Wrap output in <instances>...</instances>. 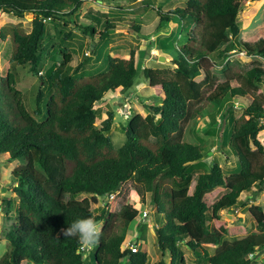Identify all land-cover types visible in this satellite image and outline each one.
I'll return each instance as SVG.
<instances>
[{
    "label": "trees",
    "instance_id": "obj_1",
    "mask_svg": "<svg viewBox=\"0 0 264 264\" xmlns=\"http://www.w3.org/2000/svg\"><path fill=\"white\" fill-rule=\"evenodd\" d=\"M255 1L187 0L182 8L158 9V31L177 22L190 28L191 35L184 45L175 43L179 34L156 39L160 50L169 51L171 44L179 58L172 60L174 69L143 70L161 104L150 106L146 117L132 112L127 141L116 151L108 135L115 111H108L100 126L98 120L106 96L129 92L141 68L139 47L124 56L110 51L111 32L128 24L126 18L95 9L82 15L86 0H0V13L33 18L30 32L22 23L0 29V38L11 35L14 43L10 68L0 78V157L23 163L12 173L17 223L7 235L8 250L0 264H147L143 246L138 253L122 249L139 211L126 205L112 213L106 206L96 215L93 209L127 182L136 185L139 197L151 194L157 214L164 217L158 246L163 254L170 253L171 264H190L181 246L193 251L200 264H264L257 261L264 251L263 207L248 209L257 224L252 231L221 218L224 211L248 206L240 200L242 194L264 189V144L259 140L264 131V68L246 70L229 59L241 46L239 16ZM145 4L152 7L151 0ZM48 21L56 37L50 48ZM132 22L141 33L143 21ZM86 38L91 39L89 46ZM76 41L91 56L74 67ZM245 46L248 55L264 58V39ZM49 50L62 60L41 74ZM221 66L223 83L214 73ZM19 77L27 86L36 77L41 81L34 112L27 108ZM46 88L52 91L47 101ZM248 97L252 102L235 118L233 100ZM207 104L220 110L228 106L224 124L230 128L223 131L222 142L238 158L230 175L219 163L206 164L207 143L185 141L187 125L204 116ZM2 204L8 205L9 214L15 201ZM89 218L103 227L86 257L78 236H65L64 230ZM156 264L167 263L163 259Z\"/></svg>",
    "mask_w": 264,
    "mask_h": 264
},
{
    "label": "rangeland",
    "instance_id": "obj_2",
    "mask_svg": "<svg viewBox=\"0 0 264 264\" xmlns=\"http://www.w3.org/2000/svg\"><path fill=\"white\" fill-rule=\"evenodd\" d=\"M146 1L147 0H86V3L81 10L82 15L86 14L90 9H95L102 13H112L116 16L120 15L121 17L126 18L128 22V24H125L126 26L121 24V26L117 27V30L111 32V34H115L110 49L112 55H128L131 49L136 47H139L141 50V68L134 87L127 93H118L115 95L108 94L104 99L101 117L98 120V125L100 126L103 121L107 120L108 111H115L114 125L108 135L111 136L116 151L127 141L125 132L128 123L127 114L131 115L129 112L135 111L146 117L150 113V106L161 104L157 89H154L149 85L148 81L145 79L143 70L145 68L174 69L175 65L172 63V60L179 58V54L172 48L171 44H169V51L163 52L160 50L155 43L156 39L158 37H168L172 33L179 34L177 35L178 41L176 40L175 43L176 45H184L188 42L191 35L190 28L186 26L184 27L177 22L167 24L161 31L157 30L160 19L158 9L168 12L176 8H182L186 5L187 0H151L152 7L149 5L147 6L145 4ZM136 18L143 21V30H141V33H137L133 28L132 21ZM32 22L33 18L31 16L19 20L12 14L0 13V29L4 27L8 28L7 26L9 25L22 23L24 29L27 32H30L32 29ZM239 23L241 26V35L238 38V41L241 44L240 48L249 53V49L245 44L255 45L261 39H264V1L261 2L257 0L255 2H249L239 16ZM79 35L82 34L79 33ZM55 41V32L48 21L46 44L50 48ZM85 43L89 46L91 44V39L86 38ZM73 48L76 49L75 60L73 62L74 67L81 63L84 56H91L89 48L85 47L84 49H81L77 41ZM13 51L14 43L11 35H9L7 40L0 38V78L5 77L8 73ZM242 53L244 52H233L229 59H231V61L238 60L246 70L254 67L264 68V58L252 55V52L249 55ZM162 56L166 58V62L160 61V57ZM46 57L48 59L43 63L41 73H45L54 63H59L62 60L61 56L57 55L55 52H51V50L46 53ZM214 73L218 77L219 83L226 81L225 67H216ZM19 78L21 81L20 87H25L26 89L25 103L27 108L30 112H34L36 109V98L40 89L41 81L39 77H36L29 82L31 85L27 86L25 84L22 85L25 81L23 78ZM197 80L202 81L203 77H199ZM45 91V101H47L51 96L52 91L48 88H46ZM252 100L253 97L234 99L233 104L236 108L234 117L240 118L243 110L248 107ZM227 108L228 106L221 110L218 108L214 109L210 104H207L204 107V116L187 125L185 141L195 145L207 143V148L204 152L206 156V164L211 166L214 162L219 163L223 168L224 173L230 175L238 167V158L232 153L226 152L222 142L223 131H225L226 127L227 130L230 128L228 123L226 125L224 124ZM207 135H210L209 138H207ZM259 140L264 144V131L260 133ZM22 164L21 161L10 162L7 155L0 157V259L8 250L7 235L11 231L13 224L17 223L16 208L18 200L14 193V189L17 185L14 183L12 173ZM208 168L209 167L203 168L202 170H198V172L208 171ZM138 195L136 185L132 182H127L117 193L115 199L107 206L112 213L120 212L126 205H131L134 208L137 207L141 215L144 210H148L150 216L145 223L147 225L140 227L138 220L132 223L128 230V239H136L137 237L141 238V241H143V249L148 253L147 264H156L163 259L167 264H171L170 253L163 254L158 246V229L156 228L157 230H155V228H152V226H160V228H163L165 225L164 217L157 214V209L152 202L151 194H147L145 197H139ZM85 197H87V195L81 196V198ZM4 200L15 201L14 208L9 210V214L6 209V206L8 205L2 204ZM240 200L244 203H248V206L246 208H240L234 212L224 211L221 213V218L230 225L244 224L250 231L255 230L257 224L248 209L252 205H260L264 209V189L259 190L258 187H254L250 192L242 194ZM93 209L96 210L95 214L99 215L102 209L101 202L94 205ZM99 225V229H102L103 224L100 223ZM181 248L182 257H184L190 264H200L197 255H195L193 251L186 246H181ZM86 249L88 248L86 247ZM257 261L264 263V253L258 255Z\"/></svg>",
    "mask_w": 264,
    "mask_h": 264
},
{
    "label": "clouds",
    "instance_id": "obj_3",
    "mask_svg": "<svg viewBox=\"0 0 264 264\" xmlns=\"http://www.w3.org/2000/svg\"><path fill=\"white\" fill-rule=\"evenodd\" d=\"M237 51L240 53L244 52V53L248 54L247 52H245L241 49H237L234 52H237ZM231 54H233V52ZM131 114H132V112H131ZM130 117H131V115L128 117L127 121L129 120ZM118 192L111 194V195H106V196L100 198L101 200H99V202H101V207L102 208L106 207L109 203H111L115 199ZM111 196H113L112 199H111ZM135 209H137V207ZM137 210L139 211V209H137ZM145 213H148V216H145L144 215ZM149 216H150V213L148 212V210L147 211L144 210L142 215L140 214V211H139L138 222H139L140 227L147 225L145 223L149 219ZM98 226H99V223H95L90 218L85 219V220H77V221H74L70 227H68L67 229L64 230V235L65 236H78L80 241L83 243L82 247H83V250L86 252L85 255L87 257L88 252H90V250H91V247L89 246V244L95 243L98 240L99 231L101 230V229H99ZM152 228H155V230L158 229V231L161 229L160 226L159 227L152 226ZM127 241H133L134 243L139 244V251H140V248L143 246L142 245L143 242L141 241V238H139V237H137L136 239H130V238L128 239V236H127L125 243ZM125 243H124V245H125ZM124 245H123V247H124ZM86 247L88 249H86ZM89 247H90V249H89ZM123 251H126V250H123Z\"/></svg>",
    "mask_w": 264,
    "mask_h": 264
},
{
    "label": "built area",
    "instance_id": "obj_4",
    "mask_svg": "<svg viewBox=\"0 0 264 264\" xmlns=\"http://www.w3.org/2000/svg\"><path fill=\"white\" fill-rule=\"evenodd\" d=\"M244 54V53H242ZM43 74V73H41ZM129 114H131V112H129ZM130 115L127 114V117H129ZM113 198V196H111V199ZM145 216H148V213L144 214ZM123 250H131L133 253H137L139 251V244L134 243L133 241H127L123 247ZM255 255H250L249 259H254Z\"/></svg>",
    "mask_w": 264,
    "mask_h": 264
},
{
    "label": "water",
    "instance_id": "obj_5",
    "mask_svg": "<svg viewBox=\"0 0 264 264\" xmlns=\"http://www.w3.org/2000/svg\"><path fill=\"white\" fill-rule=\"evenodd\" d=\"M160 61H162V62H166V58L165 57H160ZM264 253V251H262L260 254H263Z\"/></svg>",
    "mask_w": 264,
    "mask_h": 264
}]
</instances>
